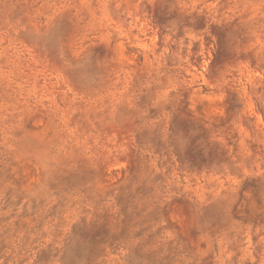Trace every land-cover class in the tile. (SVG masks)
Returning <instances> with one entry per match:
<instances>
[{"label":"rangeland","instance_id":"rangeland-1","mask_svg":"<svg viewBox=\"0 0 264 264\" xmlns=\"http://www.w3.org/2000/svg\"><path fill=\"white\" fill-rule=\"evenodd\" d=\"M0 264H264V0H0Z\"/></svg>","mask_w":264,"mask_h":264}]
</instances>
